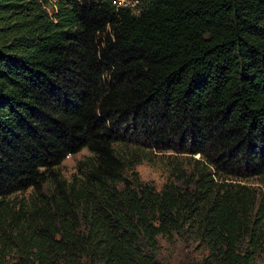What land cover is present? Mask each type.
I'll return each mask as SVG.
<instances>
[{
  "label": "trees",
  "instance_id": "16d2710c",
  "mask_svg": "<svg viewBox=\"0 0 264 264\" xmlns=\"http://www.w3.org/2000/svg\"><path fill=\"white\" fill-rule=\"evenodd\" d=\"M263 176L264 0H0V264H256Z\"/></svg>",
  "mask_w": 264,
  "mask_h": 264
},
{
  "label": "rangeland",
  "instance_id": "374dc122",
  "mask_svg": "<svg viewBox=\"0 0 264 264\" xmlns=\"http://www.w3.org/2000/svg\"><path fill=\"white\" fill-rule=\"evenodd\" d=\"M89 155L90 152L87 149L69 155L60 167L63 176L71 179L73 174L77 172L78 162ZM137 171L142 180L153 184L157 189L162 188V186L169 181L170 177V170L159 158L155 163L143 161L137 166ZM250 183L258 186V188L264 192V176L261 179H253ZM161 256L171 262H178L187 258H194L198 256V253L194 245L188 246L180 239L173 243L163 239L161 240ZM256 264H264V249L259 253Z\"/></svg>",
  "mask_w": 264,
  "mask_h": 264
},
{
  "label": "built area",
  "instance_id": "2783aa9c",
  "mask_svg": "<svg viewBox=\"0 0 264 264\" xmlns=\"http://www.w3.org/2000/svg\"><path fill=\"white\" fill-rule=\"evenodd\" d=\"M136 0H115V3L120 6H131L135 3Z\"/></svg>",
  "mask_w": 264,
  "mask_h": 264
}]
</instances>
